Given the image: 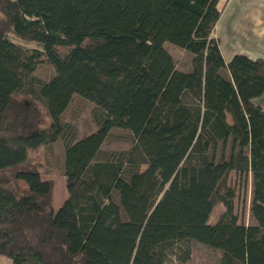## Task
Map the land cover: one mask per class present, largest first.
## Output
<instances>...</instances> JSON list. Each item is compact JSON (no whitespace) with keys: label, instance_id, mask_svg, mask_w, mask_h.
Returning a JSON list of instances; mask_svg holds the SVG:
<instances>
[{"label":"trees","instance_id":"1","mask_svg":"<svg viewBox=\"0 0 264 264\" xmlns=\"http://www.w3.org/2000/svg\"><path fill=\"white\" fill-rule=\"evenodd\" d=\"M217 4L0 0V255L165 264L197 242L217 264H264V60L223 58ZM164 42L191 54L188 71ZM43 57L47 80L35 77ZM75 95L94 105L96 129L80 138L61 120ZM113 130L129 148L103 150ZM58 139L67 196L54 210L53 183L27 157ZM231 175L250 180V224L235 213Z\"/></svg>","mask_w":264,"mask_h":264},{"label":"rangeland","instance_id":"2","mask_svg":"<svg viewBox=\"0 0 264 264\" xmlns=\"http://www.w3.org/2000/svg\"><path fill=\"white\" fill-rule=\"evenodd\" d=\"M217 24V23H216ZM215 36L219 41V48L225 60L230 59L235 50L232 43H229L227 39L224 38L225 29L223 28V23L220 20L218 25L214 27ZM13 41L24 45L27 48H39L36 44L31 42H23L16 37H11ZM163 47L172 56L175 61V66L177 69L182 71H188L191 68V54L187 51L177 47L170 42H164ZM54 73L53 67L46 62L44 57L39 63L36 71L35 77L39 80H47ZM259 103L264 104L262 100H256ZM39 109L43 113L44 122L42 126H47L49 123V117L46 114V109L44 106L37 101ZM93 109L94 105L90 101L75 95L69 106L63 112L61 120L67 124L69 127L75 129V134L77 138H80L96 129V124L93 119ZM130 147V135L127 131L123 130H113L110 137L105 141L102 148L104 151L112 150H122ZM64 144L62 139H58L55 142L40 146L35 150L29 152L27 161L33 164L35 168L40 172L41 178L50 180L53 183L52 196H53V208L57 210L62 201L67 196V191L65 187V177H64ZM231 184L236 189V196L234 199L235 213L239 221L245 224L252 223L249 217V202H250V180L247 184L241 185L237 184L234 175L230 177ZM223 207L221 204H217L213 209L210 216L209 222H214L219 213L222 211ZM188 249V257L186 256V250ZM218 256L210 248L204 245L191 242L181 243L176 245L173 253L168 254L165 264H217ZM0 264H11V259L5 255H0Z\"/></svg>","mask_w":264,"mask_h":264},{"label":"crops","instance_id":"3","mask_svg":"<svg viewBox=\"0 0 264 264\" xmlns=\"http://www.w3.org/2000/svg\"><path fill=\"white\" fill-rule=\"evenodd\" d=\"M217 6L221 15L216 26L221 20L224 38L239 49L232 56L244 54L264 60V0H218ZM259 100L264 102V94Z\"/></svg>","mask_w":264,"mask_h":264}]
</instances>
